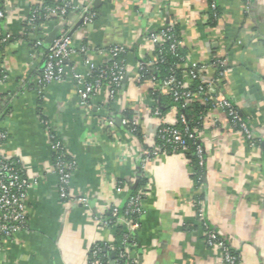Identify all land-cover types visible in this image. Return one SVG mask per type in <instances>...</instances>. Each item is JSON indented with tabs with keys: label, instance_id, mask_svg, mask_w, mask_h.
<instances>
[{
	"label": "crops",
	"instance_id": "crops-1",
	"mask_svg": "<svg viewBox=\"0 0 264 264\" xmlns=\"http://www.w3.org/2000/svg\"><path fill=\"white\" fill-rule=\"evenodd\" d=\"M67 1L96 13L88 25L79 13L70 15L74 47L88 45L87 58L96 65L106 59L99 50L124 48L127 78L114 97L103 89L89 107L81 103L71 77L41 86L46 50L63 23L51 19L29 28L44 0H0L4 33L11 36L0 45V130L6 135L0 157L17 163L31 183L27 226L13 239L0 238V264H90L95 245L114 241L113 230L102 228L96 217L125 208L140 179L147 186L134 232L137 264H222L221 251L206 245L199 210L242 264H264V0H251L248 10L245 0H218L213 27L207 24L210 0ZM166 26L178 32L185 68L225 60L223 76L210 67L206 79L249 120L257 141L251 148L223 109L208 110L199 133L206 155L202 189L185 153L147 160L144 155L156 148L161 122L177 120L176 109L163 120L154 115V93L159 91L161 99L163 88L142 79L139 70L142 60L155 59L149 34ZM87 58L77 53L68 65L87 78ZM184 78L188 85L189 74ZM127 112L141 137L123 124ZM110 120L114 129L107 125ZM45 122L77 161L69 201L59 197Z\"/></svg>",
	"mask_w": 264,
	"mask_h": 264
},
{
	"label": "built area",
	"instance_id": "built-area-1",
	"mask_svg": "<svg viewBox=\"0 0 264 264\" xmlns=\"http://www.w3.org/2000/svg\"><path fill=\"white\" fill-rule=\"evenodd\" d=\"M246 1V10L249 9L251 0ZM218 0H210V8L217 7ZM41 9L45 12L47 17H54L63 23V27L58 36L51 42L46 50L44 68L39 80L40 85H48L55 82H61L71 77L78 85V94L81 103L89 107L90 101L103 89H107L110 95L114 97L124 80L126 75V64L122 61H117V58L125 53V49L122 47H111L108 50H99L101 55H106V59L102 65H96L91 62L87 57L91 51L88 45H84L81 49L77 50L74 47L73 39L70 34V22L67 17L69 14L79 13L84 25L91 24L96 18V13L92 11L91 7H78L71 1L64 0L63 3L55 8L44 6L42 2L41 6L34 11L31 18L28 20V24L32 27L34 23L35 14ZM5 20V12L0 7V45L6 44L11 40V36L4 33L3 23ZM173 36V27H163L149 34V40L154 46H159L169 41ZM43 42L37 41L36 47H42ZM177 43L171 45V49L175 50ZM77 53H80L84 58H87L85 63L89 68L88 77L84 78L69 65L68 61ZM150 59L148 61L142 60L139 63V70L152 67L156 60ZM226 62L223 59H217L210 65L192 64L190 69V76L193 79L198 77V74H205L210 67L225 68ZM220 71V76H223L224 71ZM155 81V80H153ZM204 83L207 88V98L205 102L212 101L214 108L219 107L223 109L230 119V123L233 127L239 129L248 143L253 148L257 145V141L253 135L249 120L244 117L238 110L236 105L229 99L221 96L215 89L213 82L204 78ZM181 83L176 79L174 75L168 77L163 81L162 88L170 90L174 93L177 100L191 98L190 91H179ZM154 115L162 119L159 109H155ZM163 120V119H162ZM183 123L186 125V121L182 118ZM123 124L126 125L127 121L124 120ZM47 132L52 141V146L55 152V169L59 180V197L63 201H69L70 197V184L73 174L77 167V161L68 154L64 145L58 141L55 135L52 133L50 126L45 122ZM109 128L114 129L116 122L110 120L107 122ZM136 131V126L131 129ZM6 138L5 133H0V140ZM164 140L166 144L172 147L173 153H186L188 149V139H198L200 141V135L194 134L186 129L184 132L176 129L173 125L167 124L164 121L161 122L157 132V140ZM201 143V142H200ZM162 152L160 147H156L154 150H147L144 155L147 160L151 156H157ZM198 157V166L205 168V151L203 145H199L196 150ZM31 186V183L25 178L23 170L19 165L12 161H7L0 157V238L13 239L18 233L23 231L27 226L28 212H27V192ZM203 188V187H202ZM201 187L199 189H202ZM122 190V185L118 188V191ZM145 192L130 195L126 209L121 212L118 207H113L110 211L112 219L121 221L127 228L128 233L134 234L138 227L137 219L134 220L131 217L135 215L137 218L143 214V199ZM82 205L88 207V200L81 198L78 200ZM199 217L203 224L204 239L206 245L210 248H216L221 251V263L222 264H242L239 255L233 252L232 247L225 238L220 237L213 227L204 219L203 213L199 210ZM98 224L105 229H109L111 220L107 217H96ZM107 247L113 248L112 244H106ZM100 251V244L93 247L91 251L90 264H102V261L98 258ZM126 264H137L133 258Z\"/></svg>",
	"mask_w": 264,
	"mask_h": 264
},
{
	"label": "trees",
	"instance_id": "trees-1",
	"mask_svg": "<svg viewBox=\"0 0 264 264\" xmlns=\"http://www.w3.org/2000/svg\"><path fill=\"white\" fill-rule=\"evenodd\" d=\"M63 1L64 0H44V6L55 8L61 5ZM38 8L39 7H37L35 10H37ZM208 16V26H215L219 18L218 5L214 9L210 8ZM67 17L69 18L70 14ZM51 19L56 18L47 17L45 12L39 9L35 14L33 26H36L40 22H44ZM30 27L32 26H29V28ZM173 43H177V47L175 48V50L171 49V45ZM157 57L159 58L156 60L155 64L152 67H146L141 71L142 79L155 80V82L159 84V87L162 88L163 81L168 77L174 75L176 79L181 83L180 87H178V90L190 91L191 98L177 100L172 91L163 89V91H161V93H163L161 99H159V91L154 93L156 99L155 108L159 109L162 118L165 117L172 109H176L178 113L177 120L176 123L173 124V126L183 132L186 129H189L190 132L194 134H199L202 130L203 121L206 113L208 112V110L214 108V104L212 101H204L207 98V88L206 84L204 83L206 73L198 74V77L196 79H193L190 76V69L185 68L186 55L179 46V35L175 27H173V36L169 41L159 46H155V58ZM148 60L150 59L146 58V61ZM117 61H123L126 64L125 53L119 56L117 58ZM216 69L217 72H220L222 70L219 67H217ZM185 72L189 74L190 78V83L188 85L186 84L184 78ZM125 114V120L127 121V124L125 126L129 129H132L134 127L133 116L131 113L128 112ZM182 118L185 119L186 125L183 123ZM1 132L2 131L0 130V133ZM135 133L139 137L142 136L138 128H136ZM4 140L5 139L0 140V142H4ZM187 142L188 149L185 154L193 169V179L195 185L197 189H199L200 187L202 188L204 186L203 179L205 175V168L202 169L198 166L199 160L196 155V150L197 147L202 144L198 139H188ZM156 147H160L162 152H166L167 154L173 153L172 147L169 144H166L164 140H157ZM146 186V180L140 179L139 186L131 191V195L138 194L139 192L146 193ZM201 198L202 197H199V199ZM125 209L126 207L121 209V212H124ZM107 218L108 220L112 221L109 226V229L113 230L114 232V241L113 243H111L113 248L111 249L104 244H100L98 258L102 261V264H126L129 262L130 259H132V254L137 248L135 235L128 233L126 226L122 224L121 221L112 219L110 214L107 216ZM131 218L134 220L137 219L135 215H133Z\"/></svg>",
	"mask_w": 264,
	"mask_h": 264
},
{
	"label": "water",
	"instance_id": "water-1",
	"mask_svg": "<svg viewBox=\"0 0 264 264\" xmlns=\"http://www.w3.org/2000/svg\"><path fill=\"white\" fill-rule=\"evenodd\" d=\"M58 34H59V32H58ZM58 34H57V35H58ZM53 38H54V37H53ZM53 38H52V39H50V41H51V42H52V41H53V40H54L56 37H55L54 39H53ZM126 78H127V77H124V80H123V82L126 80ZM118 122H121V120H120V121H118Z\"/></svg>",
	"mask_w": 264,
	"mask_h": 264
}]
</instances>
